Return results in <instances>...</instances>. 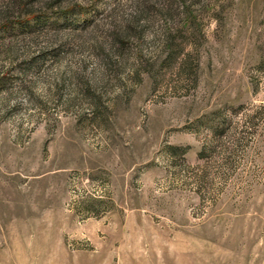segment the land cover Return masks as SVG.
<instances>
[{"label":"rangeland","instance_id":"1","mask_svg":"<svg viewBox=\"0 0 264 264\" xmlns=\"http://www.w3.org/2000/svg\"><path fill=\"white\" fill-rule=\"evenodd\" d=\"M0 264H264V0H0Z\"/></svg>","mask_w":264,"mask_h":264}]
</instances>
